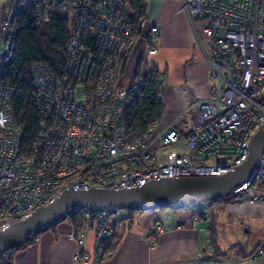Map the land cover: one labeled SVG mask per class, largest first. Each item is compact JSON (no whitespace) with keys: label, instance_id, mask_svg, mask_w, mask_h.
<instances>
[{"label":"built area","instance_id":"1","mask_svg":"<svg viewBox=\"0 0 264 264\" xmlns=\"http://www.w3.org/2000/svg\"><path fill=\"white\" fill-rule=\"evenodd\" d=\"M27 10L36 27L64 19L68 38L61 77L46 64L31 65L39 121L25 146L4 68L14 53L18 16ZM180 11L211 82L209 96L194 99L179 115L183 130L173 123L162 126L166 79L157 67L147 64L133 82H120L137 30L148 29L147 56L156 53L159 35L157 25L132 21L126 0H9L0 26V232L67 190H125L159 178L221 176L247 159L252 136L264 132V0H181ZM146 78L162 112L145 128L132 130L128 107ZM180 142L184 150L173 149ZM249 190L255 192L252 202L264 208V154L225 200ZM74 210L95 226L91 258L76 252L74 259L100 264L117 210ZM161 232L157 226L154 234ZM69 238L82 242L74 232ZM258 256H264V237L249 259Z\"/></svg>","mask_w":264,"mask_h":264},{"label":"crops","instance_id":"2","mask_svg":"<svg viewBox=\"0 0 264 264\" xmlns=\"http://www.w3.org/2000/svg\"><path fill=\"white\" fill-rule=\"evenodd\" d=\"M8 2L0 0V26ZM180 7L181 0H146V23L159 27L156 53L147 56V39L141 34L126 59L122 82H133L138 67V75L147 64L157 67L166 79L162 126L173 123L183 130L179 115L194 99L209 96L211 82ZM173 149L183 151V142ZM254 194L249 190L229 201L179 210L119 211L109 224L113 237L100 264H264V256L249 259L264 237V208L252 202ZM79 217V222L64 219L46 229L13 253L11 264H82L75 261L76 252L91 258L95 226ZM157 226L162 232L154 234ZM72 232L81 237L80 245L69 238ZM150 234L154 243L147 240Z\"/></svg>","mask_w":264,"mask_h":264},{"label":"water","instance_id":"3","mask_svg":"<svg viewBox=\"0 0 264 264\" xmlns=\"http://www.w3.org/2000/svg\"><path fill=\"white\" fill-rule=\"evenodd\" d=\"M264 154V132H256L250 141L247 159L221 176L159 178L143 186L125 190H67L47 206L36 209L27 218L0 232V254L24 243L43 227L57 224L77 207L113 208L117 211L149 209L179 210L199 204L225 200L233 189L248 180L258 158Z\"/></svg>","mask_w":264,"mask_h":264},{"label":"trees","instance_id":"4","mask_svg":"<svg viewBox=\"0 0 264 264\" xmlns=\"http://www.w3.org/2000/svg\"><path fill=\"white\" fill-rule=\"evenodd\" d=\"M128 9L130 10L132 21L137 26L141 20H146V0H129ZM34 19L35 15L32 10L19 14V28L15 36L14 53L10 63L4 68V79L14 89L12 100L13 117L21 130V139L25 146H28L31 142L39 121V114L32 99L34 87L30 73L31 65L34 63L46 64L56 77H61L67 61L68 26L65 20L54 18L50 22L36 27ZM141 34H145V39H147L148 29H138L136 40ZM128 55L124 60V65ZM138 74L139 67L137 68L136 76ZM149 81L148 78L144 79L145 85L135 93L129 104L126 121L128 127L132 130L145 128L147 123L159 118L162 112V105L154 100L153 87ZM218 201H221V199L216 202ZM210 204L208 203L207 205ZM128 212L132 213L133 211ZM79 215L80 213L72 210L64 219L71 222H79L81 220ZM52 226L43 227L36 234L27 237L20 246L0 254V264H11L13 253L22 247L28 246L42 232Z\"/></svg>","mask_w":264,"mask_h":264},{"label":"rangeland","instance_id":"5","mask_svg":"<svg viewBox=\"0 0 264 264\" xmlns=\"http://www.w3.org/2000/svg\"><path fill=\"white\" fill-rule=\"evenodd\" d=\"M128 11L130 12V10L128 9ZM122 81V76L120 77V82ZM201 205V204H200ZM201 206H203V205H201ZM126 210H123V211H121V212H125ZM117 212H119V211H117Z\"/></svg>","mask_w":264,"mask_h":264}]
</instances>
